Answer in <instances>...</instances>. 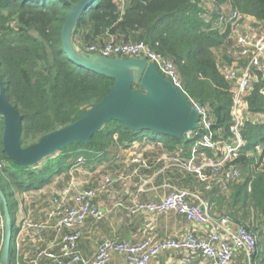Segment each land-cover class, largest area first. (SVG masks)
Segmentation results:
<instances>
[{"label": "trees", "instance_id": "16d2710c", "mask_svg": "<svg viewBox=\"0 0 264 264\" xmlns=\"http://www.w3.org/2000/svg\"><path fill=\"white\" fill-rule=\"evenodd\" d=\"M79 1L0 0L2 23L16 18L21 25L14 37L0 34V90L4 84L8 98L23 116L22 145H33L43 136L78 121L107 97L114 84L106 76L77 67L63 51L62 31L69 12ZM200 1L126 0L122 14L120 0H97L78 20L73 44L76 46V39L83 46L103 44L109 37L120 42H145L175 64L188 98L206 108L214 119L213 130L229 139L232 138L235 87L221 74L216 51L223 53V60L229 65L236 63L227 55L230 49L228 34L220 35L205 22ZM232 1L244 15L264 22V0ZM255 74L259 80L252 84V91L244 98L253 117L264 115V77L260 71ZM134 89L139 90V84H135ZM4 130L5 122L0 115V186L8 198L14 233L15 212L10 201L14 194L9 193L12 188L20 192L39 190L50 184L56 175L68 173L80 156L90 164L109 160L118 149L128 148L148 136L170 151L184 147L190 152L194 143L186 136L178 139L134 132L113 121L106 124L90 143L69 146L49 157L68 159L65 166L50 176L44 174L46 168L36 172L33 167L15 165L4 150ZM243 137L247 145L242 152L255 150L258 146L264 148V123L248 121L243 128ZM262 158L264 149L263 155L259 156L260 160ZM251 161L241 160L245 168ZM66 179L70 180V177ZM230 199L234 221L247 226L258 236L257 264H264V169L244 184L234 185ZM249 209L256 212L251 226L246 222ZM10 264H15L14 243Z\"/></svg>", "mask_w": 264, "mask_h": 264}, {"label": "built area", "instance_id": "2783aa9c", "mask_svg": "<svg viewBox=\"0 0 264 264\" xmlns=\"http://www.w3.org/2000/svg\"><path fill=\"white\" fill-rule=\"evenodd\" d=\"M125 1L121 2L122 14ZM200 7L203 11L202 18L207 24H211L213 31L220 35L228 34L227 44L230 49L227 55L236 63L232 66L225 61H218L221 74L235 87L234 119L230 127L232 138L228 139L213 130V117L206 108L188 98L175 64L152 50L145 42L121 43L113 39L107 43L89 46L86 51L106 58H147L165 79L185 94L200 114L199 128L195 136L190 138L194 143L188 156L179 155L173 158L167 170L193 177L202 184L206 193L217 190L228 195L234 185L241 182L242 170L233 165V162L247 145L243 128L250 121L239 116L238 109L245 104L244 98L252 91L255 72L264 74V22L241 13L232 0H201ZM245 106L247 107L246 104ZM263 149L258 146L255 150L262 156ZM85 164V158L80 156L67 185L57 191L49 201L46 222L35 223L31 218L22 220L19 233L13 234L16 263H19L28 245V238L34 242L35 236L45 228L53 226L57 235L63 236L59 243L60 252L51 254L47 250H40L37 259L31 261V264H38V260L45 256L50 257L54 264H110L115 256L124 257L128 264H150L166 251L176 252L186 264L199 258L206 259L211 264H234L238 256H243L246 264H257L260 254L259 240L252 230L243 224H237L235 229L223 231L211 215L210 202H206L198 192L179 187H173L160 202L138 206L133 213L141 210L155 214L174 211L192 224L195 228L193 232L182 238L166 239L155 244L149 240L134 245L109 239L100 246L94 257L84 256L78 247L83 237V228L88 219L103 218L104 215L95 200L99 194L108 193L113 185L112 180L107 178L99 189L81 188L75 173ZM4 224L0 202V264L5 239ZM199 228L208 229L206 236L196 233ZM66 230L68 233L63 235Z\"/></svg>", "mask_w": 264, "mask_h": 264}, {"label": "crops", "instance_id": "0c3cea01", "mask_svg": "<svg viewBox=\"0 0 264 264\" xmlns=\"http://www.w3.org/2000/svg\"><path fill=\"white\" fill-rule=\"evenodd\" d=\"M112 38V37H110ZM109 39V38H108ZM106 39V40H108ZM105 40V41H106ZM75 48L79 52H87L80 40L76 39ZM138 91H141L139 89ZM238 114L246 120L248 115L247 107L240 106ZM254 118V119H253ZM263 120L264 115L251 118V120ZM151 136L144 137L141 141L134 143L128 148H120L113 153L117 164L122 168V182L114 186L119 180L112 179L113 185L108 193L99 194L95 200L96 205L103 213L101 220L88 219L83 228V237L79 242V250L86 257L95 256L100 246L109 239H115L121 242H129L131 244H140L144 241L158 243L166 239H178L193 232L195 228L182 215L170 211L164 214H155L147 210H141L133 213L138 206L160 202L170 192L173 187H179L191 192H198L206 202L211 204V215L216 222L221 225L222 230L235 229L237 223L231 216V199L229 196L219 193H206L203 186L197 187V181L187 175L167 170L172 164L173 158L177 156L187 157L188 151L184 147H180L175 151H170L160 142L154 143ZM109 160H99L91 164L90 168H82L75 173L77 180L85 175L86 189H99L104 181L95 179V174L100 168H104ZM85 166V165H84ZM90 166V165H89ZM72 167L69 172L56 175L52 182L43 188L40 192L50 190L51 193L64 188L68 181L60 187L53 189L58 179L62 177L69 178L73 172ZM86 169V170H84ZM241 183V182H240ZM116 187V188H115ZM122 188V189H121ZM53 189V191L51 190ZM14 194L15 203V223L16 235L20 231L22 220L31 218L35 223H44L48 219L49 201L37 200L28 202L22 199L21 194H31L32 191L18 193L15 188L11 189ZM50 225H53L50 224ZM206 228H199L196 233L206 236ZM66 230L63 235L67 234ZM63 236H58L53 226L45 228L38 236H35L34 242L28 238V245L23 251V255L19 263L15 264H31V261L37 259L40 250H47L48 253L58 254L60 252L59 243ZM38 264H54L52 259L45 256L38 260ZM110 264H128L124 257L115 256ZM150 264H186L182 261L180 255L174 251H166L159 255ZM190 264H211L206 259L199 258ZM234 264H246L243 256H238Z\"/></svg>", "mask_w": 264, "mask_h": 264}, {"label": "water", "instance_id": "95a60500", "mask_svg": "<svg viewBox=\"0 0 264 264\" xmlns=\"http://www.w3.org/2000/svg\"><path fill=\"white\" fill-rule=\"evenodd\" d=\"M96 1L80 0L73 5L62 31L63 51L77 67L106 76L114 84L107 97L81 119L43 136L29 147L22 145L23 116L8 98L6 86L1 84L0 115L5 122L3 146L8 158L17 166L34 167L69 146L88 144L113 121L134 132L178 139L185 136L190 139L199 128L200 114L195 106L147 58H106L77 51L73 44L76 24ZM135 84H139L141 91L134 89ZM0 202L5 218L1 264H10L14 225L8 198L1 186Z\"/></svg>", "mask_w": 264, "mask_h": 264}, {"label": "rangeland", "instance_id": "374dc122", "mask_svg": "<svg viewBox=\"0 0 264 264\" xmlns=\"http://www.w3.org/2000/svg\"><path fill=\"white\" fill-rule=\"evenodd\" d=\"M121 2H122V0H120V3ZM20 26L21 25L19 24V22H18V20L16 18H9V21L7 23H2V21L0 20V34H5L6 36H9V37H14L20 31V29H21ZM113 39L115 41H117V39H115L114 37H112V38L109 37V39L106 40L104 43L110 42ZM121 43H122V41H121ZM89 46H92V45H88L87 44L84 47H86L85 49L87 50V48ZM216 55L218 57V61H220V62L224 61L223 60L224 57H223V53L222 52L216 51ZM262 75L264 77L263 73H262ZM258 78L259 77L256 76V78L254 79L253 83L258 81L259 80ZM244 105L245 104L243 103L242 106H244ZM246 116H247V118H249V120H251V118H252L251 114H248ZM257 121L261 122V123H264L263 120H258L257 119ZM23 147H29V145L28 144L27 145H23ZM111 155H113V153ZM113 156H110V158H109L108 162L110 164H108L104 168H100L99 171L95 174V179L96 180L98 179V181H103L104 179H107V178L110 179V180H112L113 178H116L119 181L117 183H115L114 186H117V185L120 186V184L122 182V168H120V164L119 163L118 164L116 163L117 160L116 161H112V158L115 159ZM242 159H246L248 161H251L253 159L254 161H251L250 164L248 165V167L245 168L244 167V163L241 162ZM85 160H86V164H85L84 168H86V169L90 168L91 164L88 162V160L86 158H85ZM67 163H68V159H66L64 157L47 158L43 162V164H41V165L39 164L37 166H34L33 168H34V170L36 172H40V171L43 170V168H46L47 171L44 174L52 176V175H55L58 172V170L61 169L63 166H65ZM233 165L239 166L241 168V170H242V178H241V183L240 184H244L250 178H254L257 173L262 172V170L264 169V158H262V160H260L259 159V155L257 154L256 150H251L249 152H241L237 156L236 160L233 162ZM86 169H84V170H86ZM84 177H85V175L78 180L79 185H80L81 188H86L85 187L86 186L85 185L86 179ZM66 181L67 180H66L65 177H62L61 179H58L57 183H55V185L53 186V189L62 187L66 183ZM198 184H200V183L197 182V185H196L197 187L201 186V184L199 186H198ZM53 189H51V190L53 191ZM55 191L57 192L58 190H55ZM56 192L51 193L50 190H46V191H42V192H40L39 190H33L31 194H26V195L23 194L22 195L21 193H24V192H20V191L18 193L21 194V196H22L21 198L22 199H24V200L27 199L26 201H28V202H34V201H37V200L41 199L42 201L45 200L46 203H47L48 202L47 200L50 199L51 197H53ZM9 193L13 194L12 190H9ZM227 196H229V198H230L231 197V193L228 194ZM10 201H11V206L13 207V210L15 212L14 195L10 199ZM247 213H248V217L249 218L247 219L246 222H247L248 225L251 226L253 224V222L255 221L256 212H255V210L253 211V210L249 209V211Z\"/></svg>", "mask_w": 264, "mask_h": 264}]
</instances>
